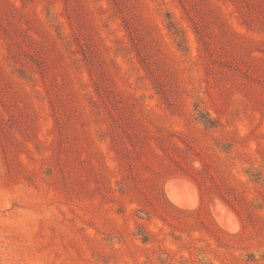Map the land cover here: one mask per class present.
I'll return each instance as SVG.
<instances>
[{"label": "rangeland", "instance_id": "374dc122", "mask_svg": "<svg viewBox=\"0 0 264 264\" xmlns=\"http://www.w3.org/2000/svg\"><path fill=\"white\" fill-rule=\"evenodd\" d=\"M0 264H264V0H0Z\"/></svg>", "mask_w": 264, "mask_h": 264}]
</instances>
